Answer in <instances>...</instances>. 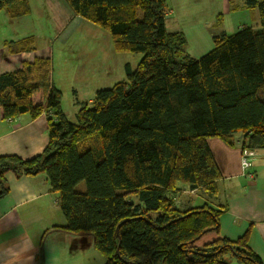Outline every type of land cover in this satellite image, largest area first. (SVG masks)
Listing matches in <instances>:
<instances>
[{"label": "trees", "instance_id": "1", "mask_svg": "<svg viewBox=\"0 0 264 264\" xmlns=\"http://www.w3.org/2000/svg\"><path fill=\"white\" fill-rule=\"evenodd\" d=\"M64 1L108 32L115 52L142 58L135 69L125 65V80L97 90L72 122L52 82L49 49L37 51L32 36L5 43L0 117L51 115L42 153L0 156V198L7 172L45 174L66 220L60 229L92 236L105 264H263L248 231L200 244L218 232L222 210L180 209L175 198L184 187L217 194L222 175L208 139L232 147L242 133L241 149H264V0L245 1L261 30L244 25L213 36L199 58L187 53L182 32L166 29L167 0ZM2 8L15 16L26 0H2Z\"/></svg>", "mask_w": 264, "mask_h": 264}, {"label": "crops", "instance_id": "2", "mask_svg": "<svg viewBox=\"0 0 264 264\" xmlns=\"http://www.w3.org/2000/svg\"><path fill=\"white\" fill-rule=\"evenodd\" d=\"M245 1L240 4L237 0L234 3L230 0H167L165 26L170 32H182L186 46L192 50L189 55L199 58L212 50L213 36L227 33L225 17L239 10H243L242 13L247 9L254 11L253 20L250 12L243 16V22L235 14L231 18L235 24L234 32L244 25L261 30L257 9L248 8ZM22 11L13 16L5 8L0 9V72L4 68V57H10L4 44L32 36L37 51L49 49L52 82L60 89L53 73L50 46L37 44L35 33H29L31 19L48 16L52 21L54 38L62 42L83 25L87 27L85 23L89 21L74 15L64 0H26V8ZM251 20L253 24L249 23ZM32 58L31 53L25 56V59ZM92 101L89 99L87 104ZM82 106H77L76 113ZM63 111L68 116L65 109ZM50 115L44 112L34 119L22 115L11 120L0 117V156L17 155L30 159L42 153L48 142L47 119ZM234 140L231 147L218 138L208 139L222 175L217 183V194L209 196L201 189L184 187V191L175 198L176 206L187 209L208 203L222 210L218 232H210L203 238L224 237L233 241L248 231V245L264 264V149L254 151V156L249 159L250 167L242 170L243 134L236 133ZM5 180L8 192L0 198V264H80L75 259L87 250L91 238L60 229L66 220L47 176L42 173L27 176L9 171ZM192 196L197 199H192Z\"/></svg>", "mask_w": 264, "mask_h": 264}, {"label": "rangeland", "instance_id": "3", "mask_svg": "<svg viewBox=\"0 0 264 264\" xmlns=\"http://www.w3.org/2000/svg\"><path fill=\"white\" fill-rule=\"evenodd\" d=\"M230 2L234 3V0H230ZM237 3L242 4V0H237ZM242 12L243 10H239L235 14L240 16V20L243 22V16L250 10ZM253 12L251 11L249 14L252 20ZM235 14L225 17L224 27L227 29V33L235 31V24L231 22V18ZM1 15L2 13H0V17ZM141 15V10H138L137 16L140 18ZM252 20L249 22L250 24L254 23ZM30 24L32 28L29 33H35L37 44L50 46L54 77L62 92V107L72 122L76 121L75 113L78 105L84 106L89 103V99L94 98L97 90L110 88L115 83L125 80V65L129 64L132 69H135L142 58L141 53L115 52L109 33L90 22L85 23L87 27L83 25L81 29L74 31L65 42L54 38L52 21L48 16L32 18ZM189 47L186 46L188 54L189 51H192ZM77 190L84 191L85 183H79ZM195 197L192 196V199H197ZM187 198L186 196L185 199ZM90 238V246L75 260H78L80 264H105L103 255L94 246L92 236ZM210 240L212 239L208 236L200 240L199 243L203 244ZM230 263L237 264L235 261Z\"/></svg>", "mask_w": 264, "mask_h": 264}, {"label": "built area", "instance_id": "4", "mask_svg": "<svg viewBox=\"0 0 264 264\" xmlns=\"http://www.w3.org/2000/svg\"><path fill=\"white\" fill-rule=\"evenodd\" d=\"M19 117H15V119H18ZM14 118H9V120ZM254 156V150L251 149H242L241 150V159H240V165L242 170H247L250 167V158Z\"/></svg>", "mask_w": 264, "mask_h": 264}]
</instances>
